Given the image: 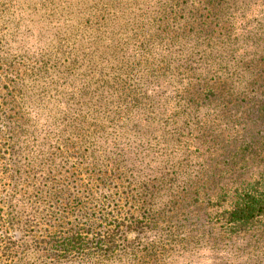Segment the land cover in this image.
Instances as JSON below:
<instances>
[{"label": "rangeland", "instance_id": "rangeland-1", "mask_svg": "<svg viewBox=\"0 0 264 264\" xmlns=\"http://www.w3.org/2000/svg\"><path fill=\"white\" fill-rule=\"evenodd\" d=\"M261 36L264 0H0V264H264L222 222L264 187Z\"/></svg>", "mask_w": 264, "mask_h": 264}, {"label": "trees", "instance_id": "trees-1", "mask_svg": "<svg viewBox=\"0 0 264 264\" xmlns=\"http://www.w3.org/2000/svg\"><path fill=\"white\" fill-rule=\"evenodd\" d=\"M232 16L234 18V21L231 20L230 22L232 23V27H233L236 21H242L245 18V13H238V14L236 13L235 15H232ZM228 25H230V23H228ZM260 39L261 40L258 41V46H256V43H254L253 46H256V47H252V48L248 47V48L242 49L243 51H241V53L239 54V58L241 62L238 65V67H242L244 64H246V61H244V59L249 58L248 60L250 62H248V66L245 67L246 72H249L251 70L250 69L252 66L251 61L253 60L255 61V59L264 57V37L261 36ZM260 71L262 72V70ZM240 72L233 71V73H231V72L225 71V72H220L221 74L218 75V71H215L214 75L219 77V81H226V83L230 81L229 79H231L232 80L231 83L236 82L237 87H239L240 85H242L241 80L238 81V78H237V75L238 73L240 74ZM242 73H244V71H242ZM254 75L255 74L252 72L250 74V77L253 79ZM246 76L248 77V75ZM197 80H199L200 83H202V81H205V80L207 81L205 77L199 78ZM250 80L251 79H249V81ZM253 82H254V79L251 80V84ZM222 83H225V82H222ZM203 86L204 85H202L200 89H198L200 91L199 95L202 96L203 99L211 98V96L215 95L216 90L222 87V85L220 84L218 85V87H215V86L210 87L208 85H206L205 87ZM239 89L240 87L238 88V90ZM263 218H264V187L253 183V184H250L248 187L243 188L242 191H239L236 194V197H234V199L229 201V207L225 209L223 212L222 222L224 224V227L228 231L236 232V231L249 228L251 225L258 223L259 220ZM81 239L83 238L78 233V231H76L73 235L68 237L67 245L69 244L72 247L78 246L82 243Z\"/></svg>", "mask_w": 264, "mask_h": 264}]
</instances>
